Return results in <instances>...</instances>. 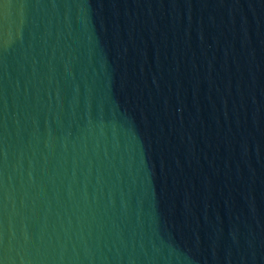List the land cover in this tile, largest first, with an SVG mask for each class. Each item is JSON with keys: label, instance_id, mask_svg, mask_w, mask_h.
<instances>
[{"label": "water", "instance_id": "95a60500", "mask_svg": "<svg viewBox=\"0 0 264 264\" xmlns=\"http://www.w3.org/2000/svg\"><path fill=\"white\" fill-rule=\"evenodd\" d=\"M0 264H264V0H0Z\"/></svg>", "mask_w": 264, "mask_h": 264}]
</instances>
